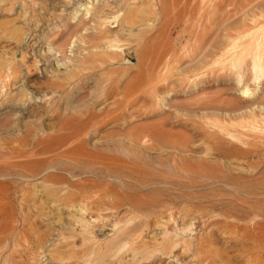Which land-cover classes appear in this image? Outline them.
Wrapping results in <instances>:
<instances>
[{"label": "rangeland", "instance_id": "1", "mask_svg": "<svg viewBox=\"0 0 264 264\" xmlns=\"http://www.w3.org/2000/svg\"><path fill=\"white\" fill-rule=\"evenodd\" d=\"M120 1L58 69L82 0H0V264H264V0Z\"/></svg>", "mask_w": 264, "mask_h": 264}, {"label": "bare ground", "instance_id": "2", "mask_svg": "<svg viewBox=\"0 0 264 264\" xmlns=\"http://www.w3.org/2000/svg\"><path fill=\"white\" fill-rule=\"evenodd\" d=\"M99 1V0H98ZM127 2H128V0H121L120 1V6H121V8H124L125 9V6H127L126 4H127ZM78 6H79V8H76V9H74V12L73 13H71L70 14V17L69 18H64V20H65V25L64 26H62L61 25V27H62V29L61 28H58V30H56L57 31V33H58V35L61 33V32H63V31H72V34H71V36H70V38H68V42L67 43H65L64 41V38H63V35L61 36V38H63V42L61 43L60 42V44L58 43V39L56 38V35L57 34H49V35H44L45 36V40H44V44H46V47L44 48L45 49V52H46V54L47 55H49L48 57H50V58H53V62L56 64V67L59 69L60 67H62L63 65H65V62H66V60H68V58L66 57V50H67V48L69 49V50H71V49H74V48H78L79 50L81 49V51H82V48L84 49L85 48V46L87 47V46H89L90 47V44H92V43H96V42H98V41H102L103 39H104V41H105V39L107 40V38H105V31H103L102 30V28L104 27V28H106L104 25H102L101 24V21L102 22H104V20L106 19L105 17H104V5L103 4H101V3H99V2H97V0H82V2L80 3V4H78ZM165 7V6H164ZM224 7V6H223ZM119 8V7H118ZM121 8H119V9H121ZM220 8H222V7H220ZM218 9L217 11L219 12L220 10L222 11L223 10V8L222 9ZM257 8V7H256ZM238 10V9H237ZM64 17V16H63ZM125 17V16H124ZM174 19V18H173ZM226 19V18H225ZM106 21V20H105ZM215 21H216V23L213 25V27H219L220 25V27H222V24L224 23V21L222 22V19H220V18H216L215 19ZM91 23L93 24V26H91ZM70 31V32H71ZM216 31V30H215ZM105 32V33H104ZM62 34V33H61ZM64 35H65V32L63 33ZM68 34V33H67ZM217 34V33H216ZM43 36V37H44ZM59 37V36H58ZM66 37V36H65ZM69 37V36H68ZM56 38V39H55ZM209 38H211V37H206L204 40H209ZM215 38V37H214ZM213 38V39H214ZM44 39V38H43ZM60 39V38H59ZM203 40V41H204ZM207 40V41H208ZM94 43V44H95ZM99 43V42H98ZM66 45V46H65ZM92 47V46H91ZM94 47H95V45H94ZM78 49H77V51H78ZM68 51V50H67ZM80 51V52H81ZM85 51V50H84ZM202 51V50H201ZM71 52V51H70ZM43 53V52H42ZM74 53V52H73ZM45 54V53H44ZM72 54V53H71ZM77 54V53H76ZM76 54H75V57H78V56H76ZM88 54V53H87ZM68 55H69V53H68ZM81 55V54H80ZM199 56H200V54H199ZM69 57H70V55H69ZM196 57V56H195ZM49 58V59H50ZM87 58V56L86 57H83V59H81V60H79L80 61V63L81 62H86L87 64H88V62H89V60L90 59H86ZM199 58V57H198ZM71 59H73V58H71ZM157 59V57H155V60ZM193 59V58H192ZM196 60V59H195ZM69 61H73V60H70V58H69V60H68V63H69ZM77 62H78V60H76ZM156 62V61H155ZM155 62H153V63H155ZM67 63V64H68ZM86 63H84V68H85V66H87L86 65ZM92 62L90 61V63L89 64H91ZM82 64V63H81ZM88 64V65H89ZM71 65V64H70ZM69 65V66H70ZM83 65V64H82ZM153 65V64H152ZM68 66V67H69ZM64 68H65V66H63ZM66 67H67V65H66ZM89 67V66H88ZM11 68V67H10ZM14 68V67H13ZM75 68V67H74ZM78 68V67H77ZM264 68V67H263ZM2 69V68H1ZM62 69V68H61ZM70 69V68H69ZM3 70V69H2ZM6 70V69H5ZM5 70H3L4 72H5ZM9 70V69H8ZM83 70V69H82ZM85 70H86V68H85ZM10 71H12V70H10ZM9 71V72H10ZM79 71V70H78ZM0 72H1V70H0ZM7 72V71H6ZM13 73V72H12ZM240 73H241V71H240ZM254 73V72H253ZM3 73L1 72L0 73V85L2 86V88H6V87H8L9 85L10 86H12V85H14L15 83V81H14V79L12 80V82H10V79H8V80H6L5 79V75H7L8 74V72H7V74L5 73V75H4V79H2L3 78V75H2ZM10 75V74H9ZM254 75V74H253ZM71 76H73L72 74H71ZM12 77V76H11ZM240 77V76H239ZM255 77V76H254ZM6 78H10V77H8V76H6ZM2 79V80H1ZM239 79V78H238ZM243 79V78H242ZM148 81H149V79H148ZM148 81H147V83H148ZM154 82V80L151 78L150 79V82L149 83H151V82ZM237 81V80H236ZM153 82H152V84H153ZM240 82V81H239ZM254 83V82H253ZM49 84V83H48ZM152 84H150V85H152ZM50 86H52V87H57V86H61V83L60 84H56V82L55 83H53L52 82V84L50 85ZM244 86H246V85H244ZM58 87V88H59ZM61 87H63V86H61ZM248 87V86H247ZM242 88V87H241ZM54 89V88H53ZM52 89V90H53ZM253 90V89H252ZM250 91V88L248 89V88H242L241 89V93H242V95H243V98H248L249 100H246L245 101V104L242 106V107H239V108H237V109H234V110H231V111H228V110H225L224 112H223V114H224V116L225 117H227L228 119H234V118H237V117H239V116H252V115H254L255 113H257V114H260V115H264V101H263V99H260L259 100V98H257L256 96H255V93L253 92V91ZM264 91V90H263ZM19 93V92H18ZM78 93V92H77ZM20 95V94H19ZM19 95H18V98H17V95L14 97V98H12L11 97V100L13 99H19ZM22 97H23V95H22ZM166 98V97H165ZM246 98V99H247ZM164 99V98H163ZM162 99V100H163ZM164 101V100H163ZM162 102V101H161ZM76 103H77V101H76ZM79 103V102H78ZM128 104V103H127ZM164 105H166V104H164ZM72 108H76L77 106H75V103L74 102H72ZM208 110V109H207ZM203 114V113H202ZM201 114V115H202ZM245 118V117H244ZM75 120V119H74ZM86 120H87V118H86ZM88 121V120H87ZM75 123V122H74ZM73 123V124H74ZM82 136V133L81 134H75V135H70V138L68 139V140H66L67 142H66V144H70V143H72L73 141H75V140H79L80 139V137ZM147 136V141L149 142V141H153V138H150V137H148V135H145V137ZM157 136V135H156ZM129 137V136H128ZM133 138H134V136H133ZM127 139V138H126ZM156 139V138H155ZM143 140H141V142H142ZM77 142V141H76ZM140 142V141H139ZM138 142V143H139ZM144 142V141H143ZM142 142V143H143ZM160 142V141H159ZM42 146V145H41ZM168 147V146H167ZM171 147H172V145H171ZM177 147V146H176ZM176 147H174V148H176ZM181 150V149H180ZM76 147H74L73 149H71V151H69L68 153H69V155L70 156H72L73 158H77L78 159V155H76L77 153H76ZM182 151V150H181ZM60 156V155H59ZM64 156V155H63ZM66 156V155H65ZM103 161H99V162H97L98 164H100V171L99 172H95V171H92V172H90V174H92V175H95V176H97V175H103V174H106V172H105V168H108L109 167V163H107V162H109V161H107V160H105V159H102ZM73 161V160H72ZM77 161V160H76ZM85 161H87V162H89V164H91V163H94V162H96V161H93L92 160V158H89V157H87V159L85 160ZM114 164H115V161H112ZM112 163V164H113ZM123 166H124V164H122ZM90 167H92V166H90ZM97 167H99V166H97ZM51 170V169H50ZM104 171V172H103ZM17 175V174H16ZM20 176V175H19ZM6 177V176H5ZM8 177V176H7ZM9 177H11V176H9ZM16 177V176H15ZM124 177L126 178L127 177V175H123V174H121V175H117V177L115 176L114 177V179L115 180H117V183H119V184H121L125 189H127V184L126 183H124V181H123V179H124ZM111 178V177H110ZM2 179V178H1ZM5 179H7V178H5ZM20 179V178H19ZM28 179V178H27ZM30 180V179H29ZM155 182H157V183H160V181H155ZM153 185H160V184H153ZM166 186H169V184H166ZM154 187V186H153ZM108 191V190H107ZM103 193V192H102ZM105 193H107V192H105ZM101 195V194H100ZM106 195V194H105ZM104 195V196H105ZM110 195V194H109ZM106 197V196H105ZM110 197V196H109ZM82 198V197H81ZM97 198V197H96ZM93 200V199H92ZM90 201V200H89ZM4 208H6V207H4ZM26 220V219H25ZM27 221V220H26ZM30 221V220H29ZM26 225V224H25ZM32 238V237H31ZM30 239V238H29ZM27 241H28V239H27ZM24 245V244H23ZM29 245V244H28ZM25 246V245H24ZM27 246V245H26ZM24 248V247H23ZM26 249V248H25Z\"/></svg>", "mask_w": 264, "mask_h": 264}]
</instances>
